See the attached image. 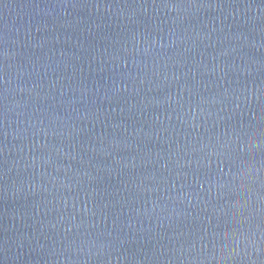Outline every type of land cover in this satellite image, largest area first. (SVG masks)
Wrapping results in <instances>:
<instances>
[{"label":"water","instance_id":"95a60500","mask_svg":"<svg viewBox=\"0 0 264 264\" xmlns=\"http://www.w3.org/2000/svg\"><path fill=\"white\" fill-rule=\"evenodd\" d=\"M0 264H264V0H0Z\"/></svg>","mask_w":264,"mask_h":264}]
</instances>
